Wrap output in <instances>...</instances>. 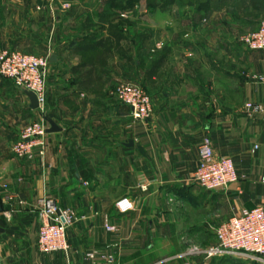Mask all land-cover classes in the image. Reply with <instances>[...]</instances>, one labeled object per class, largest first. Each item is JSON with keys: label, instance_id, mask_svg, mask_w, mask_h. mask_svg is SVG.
<instances>
[{"label": "crops", "instance_id": "crops-1", "mask_svg": "<svg viewBox=\"0 0 264 264\" xmlns=\"http://www.w3.org/2000/svg\"><path fill=\"white\" fill-rule=\"evenodd\" d=\"M259 2L161 4L152 16L162 38L148 29L139 47L124 41L136 66L114 57L84 87L72 69L86 57L83 38L96 29L89 21L130 24L138 20L132 9L104 14L107 0H0V52L49 62L42 111L31 110L25 92L0 78V264H253L209 253L221 224L264 209V114L250 118L244 108L264 107V52L223 39L259 22L257 15L244 18ZM170 20L181 21L182 32ZM99 36H107L105 29ZM134 71L152 100L142 123L114 96L118 85L133 84ZM41 118L60 132L47 134L33 162L16 159L12 146ZM204 139L216 158L234 163L238 181L226 190L208 192L192 182ZM41 199L76 219L65 232L66 252L37 249Z\"/></svg>", "mask_w": 264, "mask_h": 264}, {"label": "built area", "instance_id": "built-area-1", "mask_svg": "<svg viewBox=\"0 0 264 264\" xmlns=\"http://www.w3.org/2000/svg\"><path fill=\"white\" fill-rule=\"evenodd\" d=\"M240 43L250 52H264V16L258 28L240 38ZM49 62L46 58L24 55L19 52H0V78L8 80L23 91L35 95L38 110L45 104L46 78ZM119 103L128 108L132 119L136 122L147 121L153 112L151 98L139 87L122 83L114 90ZM247 116L264 114V107L247 103L244 106ZM47 124L44 118L35 122L20 133L18 141L12 146V154L16 159L33 162L35 155L42 156L45 149ZM199 166L192 177V182L200 189L212 192L226 190L237 183L238 175L234 163L229 158H216L209 139H204L198 149ZM264 184V178L261 179ZM4 203H13L12 196L5 195ZM38 212L41 223L37 234V249L42 254L66 252L65 232L76 221L72 212L58 209L49 199L38 201ZM108 232L114 228L106 226ZM217 246L209 256H230L253 264H264V209L244 210L221 224L215 232ZM93 258L92 255H88Z\"/></svg>", "mask_w": 264, "mask_h": 264}, {"label": "trees", "instance_id": "trees-1", "mask_svg": "<svg viewBox=\"0 0 264 264\" xmlns=\"http://www.w3.org/2000/svg\"><path fill=\"white\" fill-rule=\"evenodd\" d=\"M172 1L173 0H164L162 4L167 5V2L171 3ZM258 4L261 5L260 2L257 3V5ZM133 8V0H107L104 14H108V10L114 13L116 11L121 12ZM153 8H157V4H153L151 9ZM200 9L199 6L198 10L200 11ZM104 14L102 15L103 17H105ZM108 23V26L105 28L107 33L105 38L99 36V32L104 31L103 27L105 26L103 25L96 27L95 31L82 40V44L85 46L86 57L79 66L72 69V72L78 74L79 77L83 79V81L79 80V82L80 85L84 87H89L95 83L96 79L100 78V74L105 71L108 61L114 57L125 60L126 63L132 67L136 66L133 59L126 57L128 51L125 52L121 46L124 41L128 40L124 33V29L128 26V22L119 21L117 23ZM142 66V62H138V67L141 68ZM140 68H138V70ZM152 70H150V72Z\"/></svg>", "mask_w": 264, "mask_h": 264}, {"label": "rangeland", "instance_id": "rangeland-1", "mask_svg": "<svg viewBox=\"0 0 264 264\" xmlns=\"http://www.w3.org/2000/svg\"><path fill=\"white\" fill-rule=\"evenodd\" d=\"M167 1H169V0H167ZM181 1L182 2H187L188 0H181ZM262 1L263 2L261 3V8H258L257 11L253 12L252 16H251V14L244 16V18H250L252 20H253V18H257L258 19L257 16H260V20H259V22L257 24H251L252 22H249V23H246L243 26L240 25V27L237 28V30L239 31L238 32V37L232 36V34H230V35L224 37L223 39L224 40H229V42L230 43L232 42V44L242 45L240 43V38L242 36H244L245 34H247V33L254 32L258 28V25H259L261 19L264 16V0H262ZM163 2H164V0H133L134 8L131 10V12L133 14V20H135V19H138V20L137 21H132L130 24L128 23V26L124 29V33L126 34V36L128 38V45L130 47H132L133 49L136 48V47H139V45H141V43H142V40H144L143 37L147 36L146 34L154 35L153 39L160 40V38H162V36H160V33L158 32V28H159L158 27V23H156V21L154 20V18L152 16V13H155L157 8H153V9H151V8L153 7V4H157V7H158V6H161V4ZM186 18L187 17L185 16L184 20H182L183 23L185 21H187ZM108 22L109 21H106V20L102 21V22L94 21V20L89 21V23L91 24V26H90L91 30L90 31H93V28H96V27H99V26H103V25L105 26V27H103L105 29L108 26V24H109ZM141 24H143V26H141ZM146 26H151V28H148ZM170 26H171V29H176V30L180 29V31H178V32H182L181 29H183V27H182L183 25H181V21L180 22H175L174 20H170ZM235 26H236L235 24H231L229 26V28H235L236 29ZM86 29H88V28H86ZM148 29L149 30L152 29L153 30L152 33H150V31L149 32L145 31V30H148ZM88 32L89 31H87V33ZM144 32H146V34ZM164 38H167V37L165 36ZM168 39H173V37H168ZM7 52H15V51H7ZM19 53H21V52H19ZM21 54L27 55V53H21ZM133 56L134 57L137 56V58L139 59L140 53H137V52L134 53L133 52ZM137 75H138V73L136 71H134V73L132 75L133 85L139 87L140 89H142L146 93V91L142 87V85H140V83L137 82L138 81L137 78H136ZM130 84H132V83H130ZM44 120L46 122L45 118H44ZM46 124H47V122H46ZM48 128L49 127H48V124H47V129ZM46 135H47V133H46Z\"/></svg>", "mask_w": 264, "mask_h": 264}, {"label": "water", "instance_id": "water-1", "mask_svg": "<svg viewBox=\"0 0 264 264\" xmlns=\"http://www.w3.org/2000/svg\"><path fill=\"white\" fill-rule=\"evenodd\" d=\"M51 62H53V60H51ZM25 95L29 100L30 109L31 110H38L39 106H38V102L36 100L35 95L32 93H29V92H25ZM46 122H47L48 127H49L46 131L47 134H54V133L60 132V129H58V127L54 124V122H52L49 119H46Z\"/></svg>", "mask_w": 264, "mask_h": 264}]
</instances>
